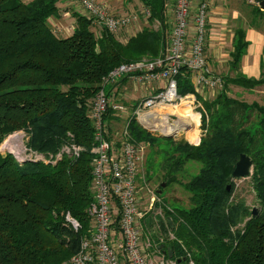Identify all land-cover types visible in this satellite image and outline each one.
<instances>
[{
    "label": "trees",
    "instance_id": "16d2710c",
    "mask_svg": "<svg viewBox=\"0 0 264 264\" xmlns=\"http://www.w3.org/2000/svg\"><path fill=\"white\" fill-rule=\"evenodd\" d=\"M138 1L149 12L147 22L158 27H144L124 38V32L110 34L76 12L71 13L72 33L59 37L48 24L49 18L59 16V0H0V145L22 131L24 147L44 158L20 162L0 152V264H60L77 252L87 235L86 210L93 197L91 150L97 144L91 103L110 70L152 61L166 48L165 0ZM252 11L255 23L264 18L258 6ZM247 45L245 30L236 29L231 76L222 78V88L211 99L195 94L185 68L175 77L177 95L195 94L201 104L203 136L198 145L160 139L134 117L111 109L103 117L108 140L109 126L120 117L132 142L167 144L157 199L179 183L177 175L186 163L199 164L182 185L188 207L163 202L165 219L159 220V228L164 237H154L163 258L176 264H264V102L249 104L228 95L229 86L246 92L264 86V73L247 78L240 72ZM252 115L256 122L248 128ZM185 121L191 125L186 137L194 142L196 123ZM72 145L81 148L78 156L61 153L56 159ZM240 154L252 161L248 177L257 205L253 216L243 200L233 197L232 172Z\"/></svg>",
    "mask_w": 264,
    "mask_h": 264
},
{
    "label": "built area",
    "instance_id": "2783aa9c",
    "mask_svg": "<svg viewBox=\"0 0 264 264\" xmlns=\"http://www.w3.org/2000/svg\"><path fill=\"white\" fill-rule=\"evenodd\" d=\"M168 1H172L173 18L163 53L152 61L142 59L123 63L110 70L91 103L90 119L97 144L91 150L94 154L91 162L93 197L86 210L90 225L77 252L60 264H176L165 260L157 245H152L142 230V217L150 212L156 200L143 173L149 145L132 142L127 124L119 139L108 140L103 123L104 115L111 109L125 118L134 117L144 130L152 129L158 122L173 118L159 109L179 105L190 98L197 103L195 94L216 92L222 88L221 76L208 66L205 48L209 8L212 3L224 0H165V11ZM247 1L253 4V0ZM75 2L94 27L116 36L138 21L137 14H113L98 0ZM141 13L145 18L149 17L146 9L143 8ZM182 68L189 73L195 94L177 95L175 77ZM123 79L140 87L151 84H162V87L155 93L149 92L144 100L128 109L115 98ZM80 149L74 145L64 147L56 159L61 153L78 156ZM18 160L44 158L24 147ZM68 220L75 230L79 228L75 221Z\"/></svg>",
    "mask_w": 264,
    "mask_h": 264
},
{
    "label": "rangeland",
    "instance_id": "374dc122",
    "mask_svg": "<svg viewBox=\"0 0 264 264\" xmlns=\"http://www.w3.org/2000/svg\"><path fill=\"white\" fill-rule=\"evenodd\" d=\"M24 1H29V0H24ZM65 2H75V0H62ZM70 6V5H69ZM63 8V7H62ZM69 10V15L71 16V13L76 11L75 8H68ZM74 10V11H73ZM127 11V10H126ZM124 11V12H126ZM65 17V22L64 24L63 21L62 24L64 27H69L71 28L72 25V17ZM140 17V26L141 27H147V28H153L157 29L156 27H153V25H150L147 20L145 19L144 15L139 13ZM51 21L48 20V24L51 26ZM149 24V25H148ZM156 25V24H154ZM149 26V27H148ZM74 27V26H73ZM73 27L68 31V34L70 35L72 33ZM51 28H53L51 26ZM262 30L264 31V22L262 23ZM56 31V30H55ZM57 36L63 37L66 36L65 34L58 33L57 31L55 32ZM68 35V36H69ZM215 72L219 73L221 78L225 76H231V72L228 71V65L227 63H222L219 65V67H214ZM158 85L156 84H151L149 87H140L135 84H132V82H124L121 83L118 88H117V94L115 98L120 102L125 104L128 109L132 108L131 106L134 105V103H139L140 101L144 100L148 93L150 92L149 88H154L157 87ZM228 95L233 98H239V100L244 101L246 103H252V102H257L259 104H263L264 102V86L256 88L252 92H246L242 90L241 88H237L234 86H229V92ZM191 100V99H190ZM184 104H179L180 106L176 108H161L159 109L160 112L162 113H167L170 116H173V118L170 117V119L165 122L167 125L163 126V124H160L159 122L157 124H160L163 126L164 131L159 129H146L147 132L154 136H171V140L173 141H186L190 144L197 143L198 139H201L203 136V132L201 129V113L200 109L202 107L198 106V102L194 103L192 109H188L187 102L184 101ZM183 103V102H182ZM185 105V106H183ZM185 109H187V113H185ZM130 115V114H129ZM196 117V119H193L192 116ZM176 117L179 119H182L184 122V125L180 127L179 129H176L175 132H170L168 130V126L174 125L173 123L176 120ZM184 119H189L193 120L196 123L195 126V136L196 140L194 142L188 141L187 132L191 130L189 127L191 125H187L186 121ZM173 120V121H171ZM113 123L109 126L111 128L110 130V138L111 139H119L121 137V132L122 128L121 126L123 125L124 118H118V121H112ZM250 124L248 125V128H250L253 124L256 122V115H252L250 118ZM172 123V124H171ZM138 124V123H137ZM140 126V125H139ZM141 127V126H140ZM247 128V127H245ZM165 132V133H163ZM175 133V134H173ZM16 135H19L20 137H16ZM13 139L11 143L8 144L7 147H5L6 142L10 138H15ZM26 142V137L25 134L20 131L17 133H14L12 135H9L0 145V152L2 154L4 153H10L14 155V157L18 160L23 155L24 152V144ZM160 144H157V146L154 147H149L148 150L146 151V159L143 164V173L146 178V183L148 185V188H150L153 193L157 194L158 191V186L160 185V182L164 178V173L165 170L163 166H161L164 162V159L168 156L165 153V150H167V144L164 143L163 141H160ZM19 161V160H18ZM199 168V164L195 162H188L184 165L183 169L179 174L177 175V178L179 180V183L176 184H171L168 188L165 189L164 194L159 197L154 201L153 206L150 210V212L142 217L141 220V225L143 227L144 231V237L148 239V241L152 245H156L155 241V236L158 238V236H163L164 235L161 233V230L159 228V220H164L165 215L163 212V202L167 206H178V207H188L189 201L188 197L189 195L184 191L182 185L192 176L194 175ZM234 192H233V197L234 199H240L243 200L245 205L248 206L252 210L257 209V205L254 202V193L251 187V182L250 178L247 176L245 178H240V179H234Z\"/></svg>",
    "mask_w": 264,
    "mask_h": 264
},
{
    "label": "crops",
    "instance_id": "0c3cea01",
    "mask_svg": "<svg viewBox=\"0 0 264 264\" xmlns=\"http://www.w3.org/2000/svg\"><path fill=\"white\" fill-rule=\"evenodd\" d=\"M98 1L105 4L108 7L109 11H111L113 14L119 15L123 13L133 12L138 15V21L131 24L128 28L124 30V35H123L124 38L132 37L136 33H138L142 28H144L141 27L139 23L140 22L139 13L141 14V11L143 10V6L138 0H134L132 2H128L126 0H98ZM168 2H169L168 8L166 9L164 16H165L166 24L168 25V32H169L171 30V21L173 18V13H172V1H168ZM253 5L256 4L248 3L247 0H224V2L222 3L214 2L210 6L208 11V18H207L205 56L207 58V63L209 68L215 74L220 75L219 73L215 72L214 67H219V65H221L222 63H227L228 71H229L230 53L232 52L234 33L235 30L239 28L245 30V40L248 43L246 52L241 57L239 63V69L241 74L247 78H259L260 75L264 73V31L262 30V23L264 22V18L260 20V22L255 23L253 11H252ZM58 7L60 9L59 16L57 18H49L48 20L51 21L50 24L53 27L52 29L54 31L56 30L58 33L65 34L66 36L63 37H68L69 35L68 31H70V29L75 25V21L74 19H71L72 20L71 28L70 26L64 27L62 25L66 20L65 17L70 16L69 10L67 9L75 8L76 11L74 10L73 11L81 15L83 14V12L76 2H65L59 0ZM154 24H152L153 27H158V23H154ZM125 81L127 82V80ZM161 87L162 84H159L157 87L154 88V90L153 88H149V90L150 92L155 93ZM216 93L217 91L216 92L206 91L199 94L198 96H200L202 100H208L213 98ZM190 99L184 100L189 103L190 107L187 106L189 110L190 108L192 109L191 106L194 105V100L192 98ZM195 99H196L195 101H197L196 96ZM197 102L199 103V101ZM179 106L175 108L177 109ZM124 124H126V122ZM196 144L197 143H193L190 145H196Z\"/></svg>",
    "mask_w": 264,
    "mask_h": 264
},
{
    "label": "water",
    "instance_id": "95a60500",
    "mask_svg": "<svg viewBox=\"0 0 264 264\" xmlns=\"http://www.w3.org/2000/svg\"><path fill=\"white\" fill-rule=\"evenodd\" d=\"M253 3L256 4L261 10L264 11V0H253ZM146 130V129H145ZM160 139H171V136H156ZM200 142V139L197 141L198 145ZM252 168V161L251 159L244 155L240 154L238 161L236 162L235 168L232 172V178L233 179H240V178H245L250 174ZM162 187H164V184H162ZM229 185L227 186V190H229ZM158 194L161 192L158 191ZM256 211L252 210V216L255 215Z\"/></svg>",
    "mask_w": 264,
    "mask_h": 264
},
{
    "label": "bare ground",
    "instance_id": "6f19581e",
    "mask_svg": "<svg viewBox=\"0 0 264 264\" xmlns=\"http://www.w3.org/2000/svg\"><path fill=\"white\" fill-rule=\"evenodd\" d=\"M184 103H185V102L183 101V103H181V104H184ZM187 103H188V102H187ZM181 104H180V105H181ZM177 106H179V105L168 106V107H166V108H170V107L175 108V107H177ZM183 106H185V105H183ZM188 107H190L189 103H188ZM171 121H173V120H171ZM159 123L161 124L162 122H159ZM160 124H156V125L152 126V128H158L159 130H160V128H161V130H162V129H163V126H166V125H167L165 122L162 123L163 126H161ZM171 124H172V123H171ZM173 124H174V125H172V126H168V130H169L170 132H175L176 129H179L180 127H182V126L184 125V122H183L182 119H179V118L176 117V120H175V122H174ZM162 131H164V129H163ZM163 133H165V132H163ZM173 134H175V133H173ZM16 137H20V136H19V135H16ZM16 137H15V138H10V139L6 142V144H5L6 146H5V147H7L8 144L11 143L13 139H16Z\"/></svg>",
    "mask_w": 264,
    "mask_h": 264
}]
</instances>
